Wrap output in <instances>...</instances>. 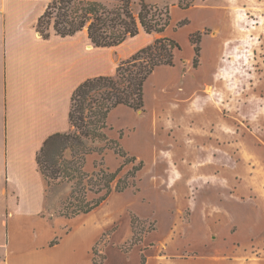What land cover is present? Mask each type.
<instances>
[{
    "label": "rangeland",
    "instance_id": "1",
    "mask_svg": "<svg viewBox=\"0 0 264 264\" xmlns=\"http://www.w3.org/2000/svg\"><path fill=\"white\" fill-rule=\"evenodd\" d=\"M96 1L108 7L116 4V0ZM145 2L169 8L171 24L162 36L180 44L181 50H176L175 56L189 59L192 35L200 39L202 49L199 65L194 66V55L189 63L184 62L187 78L171 86L164 97L168 111L185 114L182 128L154 130V142L160 146H153L154 155L145 160L146 168L138 176L140 180L155 176L159 167L164 178L158 180L166 192L152 200L145 194L150 193L149 186L144 184L142 189L138 183V191L131 188L123 196L114 193L99 209L105 215L104 222H100V214L72 220L74 225L83 224L89 235H79L75 248L67 246L57 253L69 255L74 250L80 264H92V236L104 228L95 244L98 260L106 257L103 264H139L142 243L150 249L148 255L157 259L158 255H167L168 249L179 250V257L189 259L184 264H258L264 249L263 237L258 235L259 224H264V0ZM45 3L41 0L39 9ZM132 9L136 14L140 11L139 0H132ZM45 31L49 33L52 28L46 27ZM134 41L135 38L127 41L126 51L137 45ZM125 45L103 50L119 55L116 69L121 59L126 61L134 54L124 53ZM195 117L198 119L192 123ZM86 146L100 150L106 143L86 142ZM184 147L188 154L199 155L195 167L179 161ZM110 151L107 154L111 159L98 152L90 154L86 172L92 175L101 168L115 172L123 160ZM71 159L72 153L66 150L58 165ZM130 168L131 165L123 174ZM186 172L194 177L193 182L183 176ZM74 183L59 179L48 189L46 209L54 219L50 220L46 212L47 222L39 227L44 236L54 235L66 226L68 221L61 218V213ZM181 183L185 187L177 188ZM251 215L254 221L249 223ZM196 220L209 237L200 253L192 247L196 245ZM242 222L255 233L242 235ZM0 238L6 239L1 227Z\"/></svg>",
    "mask_w": 264,
    "mask_h": 264
},
{
    "label": "crops",
    "instance_id": "2",
    "mask_svg": "<svg viewBox=\"0 0 264 264\" xmlns=\"http://www.w3.org/2000/svg\"><path fill=\"white\" fill-rule=\"evenodd\" d=\"M52 1L46 0L45 5L39 9L41 0H0V227L6 236V239L0 238V264H80L78 253L74 250L69 255H60L57 251L65 250L67 246L75 248L79 235H89L83 224L74 225L71 222L78 217H61L68 222L54 235L44 236L39 229L43 222H47L46 201L49 187L39 172L37 156L50 136L72 130L69 114L72 95L77 87L89 78L114 76L115 60L119 55L103 52L113 48H96L92 43L90 45L86 30L64 38L56 35L52 29L50 37L44 39L37 31V24ZM158 37L160 35L141 31L135 37L134 42L138 43L133 49L126 51L127 41L130 39L125 42L126 45L123 44L124 53L136 54ZM189 48L191 52L188 60L175 56L174 66L158 67L150 76L144 89L145 111H135L120 105L108 116L106 133L109 139L118 141L130 156L143 161L144 169L145 160H150L154 155L153 146H160L154 142V130L180 129V125L185 122L183 112H170V109L168 111L164 107V97L171 86L187 78L183 65L189 63L194 55V50L191 46ZM113 55H117V58ZM192 119V123H195L198 118ZM185 149L184 147L180 152L179 161H186L189 167H195L200 160L199 155H190ZM108 151L110 150L105 149L103 154L111 159ZM91 156H87L85 166L89 165ZM155 174L142 180L138 178L142 189L144 184L149 186L150 193L145 194L151 195L152 200L165 191L162 182L158 180L160 177L164 178V172L156 167ZM188 175V172L186 176L183 174L193 182L194 177ZM168 178L169 176L166 179L167 187L170 186ZM185 185L181 183L177 188ZM137 189H140L139 185L135 190L138 191ZM142 189L141 192L144 193ZM129 190L131 189L116 194L127 195ZM101 207L87 215L88 218L100 214L98 218L100 222H104L105 215L99 213ZM169 207L170 205L167 210ZM49 215V219L53 220L52 214ZM252 218L253 215L249 223L254 221ZM56 223L60 224V221ZM197 223L196 220V228L193 230V242L196 245L192 247L200 253L209 237L207 238L203 226ZM240 228L242 235L255 233L250 225L243 222ZM103 232L104 228L92 236L91 259L92 250ZM58 234L62 236L58 237ZM258 235L264 240V224H259ZM53 242L56 243L52 245ZM139 247L142 249L139 264L142 255L146 258V264L189 262V259L179 257V250L173 252L174 250L168 249L167 255H158L157 259L148 255L150 249H145V243ZM258 264H264V249L258 258Z\"/></svg>",
    "mask_w": 264,
    "mask_h": 264
},
{
    "label": "trees",
    "instance_id": "3",
    "mask_svg": "<svg viewBox=\"0 0 264 264\" xmlns=\"http://www.w3.org/2000/svg\"><path fill=\"white\" fill-rule=\"evenodd\" d=\"M140 11L132 9V0H116L108 7L96 0H53L39 18L37 31L44 39L50 37L45 31L52 28L56 35L72 37L86 30L90 42L96 48H116L128 39L135 38L144 31L147 34L162 36L170 27L171 15L167 7L160 8L139 0ZM192 35L190 42L194 50V66L201 57L200 39ZM180 44L169 37H159L155 42L119 64L114 76H99L85 80L72 95L69 121L72 130L68 133L50 136L37 156L39 172L50 188L54 181L75 182L70 199L64 204L61 216L76 218L87 216L100 208L115 193H124L138 186V174L145 163L130 156L118 141L109 139L108 116L120 105L135 111H145V84L161 66H174L175 51ZM86 142H104V149L112 150L122 158L121 166L111 172L99 169L92 175L85 171L88 155L104 149H89ZM69 150L72 159H58ZM131 168L123 174L124 170ZM97 168V167H96ZM92 196V197H91ZM134 219L132 218V225ZM56 242H53L55 244ZM93 264H103L106 259L93 248ZM140 264H146L144 255Z\"/></svg>",
    "mask_w": 264,
    "mask_h": 264
},
{
    "label": "bare ground",
    "instance_id": "4",
    "mask_svg": "<svg viewBox=\"0 0 264 264\" xmlns=\"http://www.w3.org/2000/svg\"><path fill=\"white\" fill-rule=\"evenodd\" d=\"M90 49H91V47H90Z\"/></svg>",
    "mask_w": 264,
    "mask_h": 264
}]
</instances>
